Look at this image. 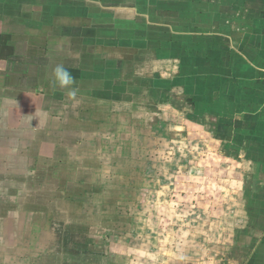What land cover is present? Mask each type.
<instances>
[{
	"label": "crops",
	"instance_id": "crops-1",
	"mask_svg": "<svg viewBox=\"0 0 264 264\" xmlns=\"http://www.w3.org/2000/svg\"><path fill=\"white\" fill-rule=\"evenodd\" d=\"M58 64L76 80V103L170 101L187 125H170V145L201 158L197 172L170 174V247L138 217L153 190L139 180L142 194L127 204L97 178L85 246L61 240L32 264H264V0H0L3 133L27 143L49 116L44 104L68 97L53 76ZM211 174L226 183L208 191L213 210Z\"/></svg>",
	"mask_w": 264,
	"mask_h": 264
},
{
	"label": "rangeland",
	"instance_id": "rangeland-1",
	"mask_svg": "<svg viewBox=\"0 0 264 264\" xmlns=\"http://www.w3.org/2000/svg\"><path fill=\"white\" fill-rule=\"evenodd\" d=\"M148 71L146 67L139 73L146 76ZM134 105L136 112L132 111ZM44 107L49 116L30 129L25 148L22 136L10 137L0 130V143L19 146L9 150L0 144V264H32L38 249H53L67 238L78 239L85 246L87 191L97 190L91 182L97 178L99 189L105 185L111 200L117 193H125L127 204L137 200L134 194L141 195L144 186L153 190L144 193L145 210L138 217L146 219L143 232L153 229L154 238H162L164 233L162 239L170 247V174L197 172L201 158L195 156L199 150L190 153L183 146L170 145V125L187 129L184 112L170 108V101L76 103L66 95L62 102L48 101ZM154 109L158 114H146ZM160 121H164L163 127ZM35 128L39 135L34 134ZM173 138L185 140L184 136ZM186 160L193 164L187 165ZM205 163L218 169L215 161ZM224 178L211 174L207 192L217 185L226 188ZM139 180L143 187L138 186ZM157 191L160 202L154 197ZM215 200L211 192L205 196V204L212 210L217 206ZM223 201L217 200V204ZM88 202L93 204V199ZM151 205L156 209L153 214ZM186 232L195 234V229L189 227Z\"/></svg>",
	"mask_w": 264,
	"mask_h": 264
},
{
	"label": "clouds",
	"instance_id": "clouds-1",
	"mask_svg": "<svg viewBox=\"0 0 264 264\" xmlns=\"http://www.w3.org/2000/svg\"><path fill=\"white\" fill-rule=\"evenodd\" d=\"M53 76L59 88L65 90L68 97L75 100L79 89L71 72L63 64H58L53 69Z\"/></svg>",
	"mask_w": 264,
	"mask_h": 264
}]
</instances>
